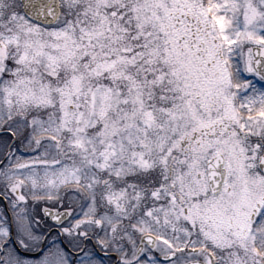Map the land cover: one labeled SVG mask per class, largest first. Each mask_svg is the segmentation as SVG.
<instances>
[{"label": "snow or ice", "instance_id": "obj_1", "mask_svg": "<svg viewBox=\"0 0 264 264\" xmlns=\"http://www.w3.org/2000/svg\"><path fill=\"white\" fill-rule=\"evenodd\" d=\"M0 264H264V0H0Z\"/></svg>", "mask_w": 264, "mask_h": 264}]
</instances>
